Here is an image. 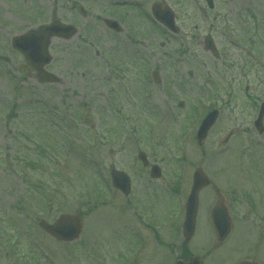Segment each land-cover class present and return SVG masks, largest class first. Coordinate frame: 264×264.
Listing matches in <instances>:
<instances>
[{"label":"rangeland","instance_id":"rangeland-1","mask_svg":"<svg viewBox=\"0 0 264 264\" xmlns=\"http://www.w3.org/2000/svg\"><path fill=\"white\" fill-rule=\"evenodd\" d=\"M154 1L134 10L110 7L118 0H0V264H174L196 254L205 264H264V151L250 158L255 143L264 150V134L252 132L264 100V0H214L215 10L206 0H160L178 13L177 35L146 19ZM113 12L128 21L119 35L103 24ZM54 17L78 33L53 39L48 69L64 80L48 86L20 73L25 59L11 39ZM208 33L219 59L204 50ZM217 89L221 115L198 146V110ZM140 150L161 166L160 179L136 162ZM112 165L131 173L128 198L109 192ZM198 166L212 185L200 192L185 247L181 207ZM216 187L235 220L220 246L209 224ZM76 211L84 219L76 242L58 243L37 226Z\"/></svg>","mask_w":264,"mask_h":264},{"label":"water","instance_id":"water-1","mask_svg":"<svg viewBox=\"0 0 264 264\" xmlns=\"http://www.w3.org/2000/svg\"><path fill=\"white\" fill-rule=\"evenodd\" d=\"M162 23L168 26L172 30H177L174 26V17L171 11L159 12L156 8L152 10ZM70 26L62 25L60 22H54L49 25L39 26L38 30H31L30 32L15 37L13 39V46L16 49L21 50L27 59V62L38 69L39 75H45L43 70V66L50 62L51 58L48 53L49 40L51 36H64L69 37L75 31ZM207 47L213 48L212 42L208 41ZM22 73L28 74L25 70V67H21L20 69ZM259 119L256 120V124L261 126L260 131L263 130L262 127V119L264 116V105L262 107ZM217 117V111H212L206 117V119L201 123V126L198 131V142L199 145L202 144L203 140L206 138L209 129L214 124ZM140 158L147 164L146 155L144 153L140 154ZM158 165H154L152 167V173L154 176H159L160 168ZM124 178L117 177L119 180V184L117 186L124 188L125 180ZM209 184V179L205 176L201 167H199L194 173V181L191 194L188 198L186 204V218L184 223V236L185 243H188L192 236L194 235L195 225H196V215H197V207H198V193L200 189L207 186ZM128 184H127V193H128ZM212 219L216 228V232L219 240H224L229 233L230 230V219L228 218L226 207L224 206L223 199L220 195H218V203L215 206ZM82 220L79 217V214H65L60 216V218L54 223L50 224L47 221H41L40 225L43 229L48 231L55 236L58 240L63 241H72L79 237L81 228H82ZM176 264H204V261L199 256H194L188 259L178 260ZM239 264H252L250 262H241Z\"/></svg>","mask_w":264,"mask_h":264},{"label":"flooded vegetation","instance_id":"flooded-vegetation-1","mask_svg":"<svg viewBox=\"0 0 264 264\" xmlns=\"http://www.w3.org/2000/svg\"><path fill=\"white\" fill-rule=\"evenodd\" d=\"M160 1V0H159ZM159 1H157V0H155L154 2H159ZM122 2V4H123V7H129L130 9H133L134 8V10L135 9H137L138 7H141V5H142V0H123V1H121ZM153 2V3H154ZM160 3H161V5L162 6H165L166 5V2H164V1H160ZM139 9V8H138ZM114 11H116V10H114ZM81 12L83 13V14H87L88 13V10H86V9H84V10H81ZM215 16V15H214ZM142 17V16H141ZM107 18H110V19H115V20H117L118 21V23L119 24H116V26H118L119 28L121 27V30L120 31H113L111 28H110V26L109 27H107V29H108V32L110 31L111 33H113V34H115V35H119L120 33H122L124 30H125V28H127L126 27V25H127V20H126V18H125V15H124V13L123 14H121V13H112L111 15H108L107 16ZM106 19V18H105ZM214 20H215V18H214ZM72 23V22H71ZM131 23V25H135V22L133 21H131L130 22ZM129 23V24H130ZM110 25H113V27H116L115 26V24H111V23H109ZM77 25V24H76ZM78 26V25H77ZM221 52V51H220ZM55 75H56V77H55V79H57V83H55V85L57 84V85H60L61 83H63V80H64V78H63V76L61 75V74H59V73H57L56 71H52ZM119 83L121 84V82H120V80H119ZM44 84H49V85H52V84H50V83H44ZM264 173V172H263ZM263 179H264V176H263ZM260 217V220H263L264 221V216L263 215H260L259 216ZM263 233H264V225H263ZM258 235H260V232H259V234ZM259 264V263H258Z\"/></svg>","mask_w":264,"mask_h":264}]
</instances>
